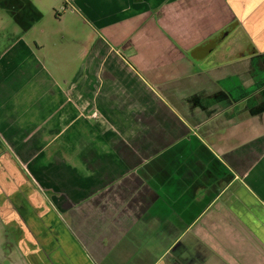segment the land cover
I'll use <instances>...</instances> for the list:
<instances>
[{
  "label": "crops",
  "instance_id": "obj_1",
  "mask_svg": "<svg viewBox=\"0 0 264 264\" xmlns=\"http://www.w3.org/2000/svg\"><path fill=\"white\" fill-rule=\"evenodd\" d=\"M67 3L96 37L71 74L0 0V264H264V0Z\"/></svg>",
  "mask_w": 264,
  "mask_h": 264
},
{
  "label": "rangeland",
  "instance_id": "obj_2",
  "mask_svg": "<svg viewBox=\"0 0 264 264\" xmlns=\"http://www.w3.org/2000/svg\"><path fill=\"white\" fill-rule=\"evenodd\" d=\"M36 7L43 13V18L39 27H44L46 29L45 36H43L42 41L46 44V49L44 51V61L51 71L57 72V69H54V65L60 63H52L50 60V56L54 55L52 51L57 54L59 51V55L61 58L60 62L64 65V71L68 73H72L76 68L79 67L80 63H82V58L85 53V42L88 39V36H92L93 39L96 38L92 27L76 12L70 11L69 4L66 5V0H34ZM57 10H59L62 14L60 19H56L58 17ZM3 23L0 24L2 30L0 31V50L4 48L7 41H10L11 36H13V31H21L17 24H13L14 22L9 19L8 15L3 13ZM63 32L66 34L65 40L58 43V41L54 40V33ZM70 36L81 40L79 44L70 40ZM26 38L29 39L32 43L35 40H40L41 38L36 35L35 32H28ZM42 53V52H41ZM197 53H202L201 51H197ZM253 68L251 73L256 74L257 80H264L263 78H259L257 75L259 72V64L257 66L256 62H253ZM258 63V62H257ZM58 76V74H56ZM262 100V99H261ZM264 102V100H262ZM254 101H249V104L252 105ZM1 149V146H0ZM3 151V150H2ZM1 157V156H0ZM7 155L5 156V158ZM12 164L14 161L10 158ZM5 214V213H4ZM15 228L11 224H5L0 221V263L3 259L4 253H8L14 250L15 247H12L13 244L17 243V239L19 238L17 233L15 232Z\"/></svg>",
  "mask_w": 264,
  "mask_h": 264
},
{
  "label": "built area",
  "instance_id": "obj_3",
  "mask_svg": "<svg viewBox=\"0 0 264 264\" xmlns=\"http://www.w3.org/2000/svg\"><path fill=\"white\" fill-rule=\"evenodd\" d=\"M93 115H95V112L93 113Z\"/></svg>",
  "mask_w": 264,
  "mask_h": 264
}]
</instances>
